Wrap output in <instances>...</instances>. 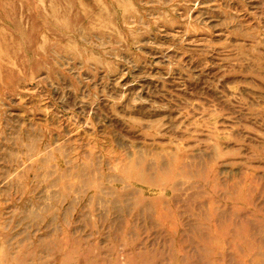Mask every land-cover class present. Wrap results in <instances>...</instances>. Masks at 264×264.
<instances>
[{"label": "rangeland", "instance_id": "374dc122", "mask_svg": "<svg viewBox=\"0 0 264 264\" xmlns=\"http://www.w3.org/2000/svg\"><path fill=\"white\" fill-rule=\"evenodd\" d=\"M0 264H264V0H0Z\"/></svg>", "mask_w": 264, "mask_h": 264}]
</instances>
